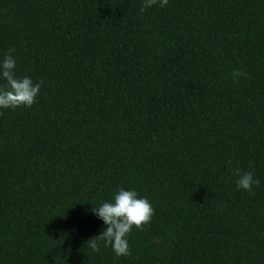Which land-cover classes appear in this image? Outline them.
<instances>
[{
  "label": "trees",
  "instance_id": "1",
  "mask_svg": "<svg viewBox=\"0 0 264 264\" xmlns=\"http://www.w3.org/2000/svg\"><path fill=\"white\" fill-rule=\"evenodd\" d=\"M142 3L0 0V60L43 81L0 109V264H264V0ZM120 188L152 221L93 252Z\"/></svg>",
  "mask_w": 264,
  "mask_h": 264
},
{
  "label": "clouds",
  "instance_id": "2",
  "mask_svg": "<svg viewBox=\"0 0 264 264\" xmlns=\"http://www.w3.org/2000/svg\"><path fill=\"white\" fill-rule=\"evenodd\" d=\"M169 0H143L140 12L144 13L148 8L159 5L166 7ZM14 48L0 60V79L5 83L0 86V109L15 110L21 107L31 108L39 95L43 81L33 82L29 76L18 77L16 75V59L12 55ZM234 81L239 77L246 76L243 70H233L231 74ZM229 165L231 162H228ZM232 174L237 177L236 187L238 190L252 192L253 185L259 186L260 180L254 178L251 171L242 172L240 168H231ZM106 225V228L96 237L90 238L86 243L93 252L103 247H111L117 257L130 256L131 250L127 236L133 227L144 230V226L150 224L154 215V209L146 197H139L135 190L120 188L113 195L110 202H103L100 206L92 209Z\"/></svg>",
  "mask_w": 264,
  "mask_h": 264
}]
</instances>
